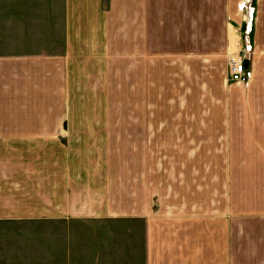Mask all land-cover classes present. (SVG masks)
<instances>
[{"label": "crops", "instance_id": "1", "mask_svg": "<svg viewBox=\"0 0 264 264\" xmlns=\"http://www.w3.org/2000/svg\"><path fill=\"white\" fill-rule=\"evenodd\" d=\"M111 1L0 0V264H264V0H249L247 36L243 0H124L125 63L85 83L121 16ZM175 26L216 40L190 58L224 67L215 113L184 106L109 140V122L72 120L77 98L132 89ZM242 40L244 86L227 72Z\"/></svg>", "mask_w": 264, "mask_h": 264}, {"label": "rangeland", "instance_id": "2", "mask_svg": "<svg viewBox=\"0 0 264 264\" xmlns=\"http://www.w3.org/2000/svg\"><path fill=\"white\" fill-rule=\"evenodd\" d=\"M159 2L160 0H146V5L148 7L154 5L155 8ZM124 4V0H112L109 3V8L112 10L113 15L120 14L121 16L113 21L112 16H109L107 37L105 45L102 46L105 55L102 63L105 64L94 66L93 61L87 62L84 75L80 77V79L85 78V83L91 78H97L91 75V72L98 71L105 74L108 67L115 61L125 63V57L123 58L119 54L122 53V50H125V45L128 46V41H125ZM100 6L103 10L107 6L106 0H101ZM237 7L242 9L245 20L244 36H247L245 30H247V21L252 14L253 8L250 6L249 0L241 1ZM178 22L179 19L177 18L176 23ZM172 29L177 33L162 34V39H159V34L154 38V44L150 40L148 65L136 68L135 73L137 76L133 74L134 85L132 89L126 90L124 86L120 85L117 96H114L108 90L107 98L99 96L103 93L101 91H95L94 94L96 96L93 98H89L88 96L79 97L76 100L74 98L79 104L76 107H72V115L70 114L72 120L78 122L92 120L103 123L109 122V125H112L110 126L111 129L105 130L103 129L105 126H100L102 127L100 131L107 132L106 140H109L113 133H118V137H123L124 133H121V131L130 122L183 120V117L186 115L182 108L184 106H196L199 110L198 107L204 105L208 106V109L211 111L212 107H214L215 113L216 107L219 106L222 90L224 89V67L222 63H215L212 67L211 62L208 64L205 62L200 64L198 62L196 69V63L190 58H193L195 54L199 55L205 52V50L199 48L205 42L209 44V47H212L209 50L211 52L216 44V40L211 35L201 34V32L197 34L189 33L188 30L185 31V28L176 26ZM196 39L197 44L195 43ZM207 39L209 41H206ZM245 45L246 43L242 40L239 52H242L244 55H246ZM225 53H223L224 56ZM248 53L250 54V52ZM203 56H205V53ZM245 68L248 72L246 64ZM81 69L80 65L78 67L74 66V71H80ZM233 83L242 85L238 82ZM110 89L113 90L112 87ZM185 90L189 92L183 93ZM123 94H127L128 96H124ZM205 97H207V102L205 101ZM210 116L214 120H217L216 114ZM197 120H204V116L197 113ZM116 122L119 123V126L114 124ZM119 127V130L115 129ZM120 140L123 143V140ZM120 140L118 139L117 141L120 142ZM105 146L106 142L104 141L103 147Z\"/></svg>", "mask_w": 264, "mask_h": 264}, {"label": "built area", "instance_id": "3", "mask_svg": "<svg viewBox=\"0 0 264 264\" xmlns=\"http://www.w3.org/2000/svg\"><path fill=\"white\" fill-rule=\"evenodd\" d=\"M246 62L247 56L243 54L231 56L227 59V72L229 81L238 82L242 85H245L248 82V72L245 68Z\"/></svg>", "mask_w": 264, "mask_h": 264}]
</instances>
